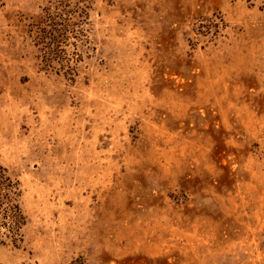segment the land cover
Segmentation results:
<instances>
[{
  "label": "rangeland",
  "instance_id": "374dc122",
  "mask_svg": "<svg viewBox=\"0 0 264 264\" xmlns=\"http://www.w3.org/2000/svg\"><path fill=\"white\" fill-rule=\"evenodd\" d=\"M2 170L0 264H264V0H0Z\"/></svg>",
  "mask_w": 264,
  "mask_h": 264
},
{
  "label": "trees",
  "instance_id": "16d2710c",
  "mask_svg": "<svg viewBox=\"0 0 264 264\" xmlns=\"http://www.w3.org/2000/svg\"><path fill=\"white\" fill-rule=\"evenodd\" d=\"M0 191L8 195V203L1 208L3 212L8 213L7 230L16 231L23 224V216L21 215L20 209L17 204H14L13 201H16L15 198L19 196V184L14 182L10 177L5 176V170L0 171ZM5 208H7L5 210Z\"/></svg>",
  "mask_w": 264,
  "mask_h": 264
}]
</instances>
